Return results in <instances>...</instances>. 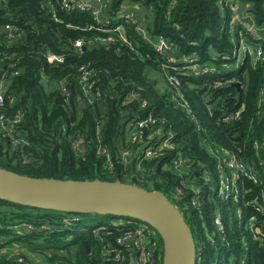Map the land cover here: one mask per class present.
<instances>
[{
  "label": "trees",
  "instance_id": "16d2710c",
  "mask_svg": "<svg viewBox=\"0 0 264 264\" xmlns=\"http://www.w3.org/2000/svg\"><path fill=\"white\" fill-rule=\"evenodd\" d=\"M248 1L252 2L248 19L264 33L260 21L264 0ZM128 2H140L151 12L144 25L118 18ZM107 18L109 26L125 25L122 34L103 30ZM140 24L148 38L139 32ZM228 25L229 11L221 7L220 0H106L101 18L92 10H68L61 0H0V76L10 75L3 110L10 115L23 113L19 127L26 139L13 149L0 129V167L35 177L121 182L128 178V183L161 190L172 196L190 224L201 264H210L212 258L218 264H264V62L249 53L241 58L234 53ZM10 31L13 37H9ZM110 36L117 38L95 40ZM159 37L172 43L176 58L195 55L200 65L212 70L203 74L184 70L179 75L182 94H178L168 79L175 72L169 66L168 53L153 45ZM245 37L254 46L260 43L249 34ZM78 39L85 42L81 50L75 46ZM48 52L63 55L64 61H48ZM86 67L97 89L90 93V100L81 91ZM153 70L163 80L151 77ZM63 87L69 92L67 97ZM133 93L135 98H131ZM149 114L157 118L153 128H162L169 138L163 153L153 158L142 152L150 129L140 144L126 138L131 122ZM229 114L235 117L226 120ZM76 139L84 150L74 146ZM164 140L151 139L150 143L163 145ZM126 147L132 151L129 156L123 152ZM228 153L237 154L251 175L238 180L235 190L245 195L240 201H233V195L223 199L212 189ZM180 154L185 158L180 164L185 175L175 169ZM186 172L197 179L186 178L185 183L195 187L189 186L184 194L179 187H183ZM73 214L81 213L0 198L3 225L26 220L65 226L60 216ZM217 215L223 220V231L215 222ZM110 217L105 219L108 227L95 233L94 229H79L80 220L59 233L19 235L0 230V237L32 251L39 238L54 243L55 250H66L65 254L44 255L49 264H129L128 260L113 262L103 252V243L109 238L113 245L123 247L117 238L128 228L112 225ZM250 221L259 225L258 236L249 228ZM206 227L216 230V236L207 237ZM156 237L162 246L161 235ZM221 253L225 257L217 258ZM0 264L20 263L0 254ZM134 264H162V250L156 262Z\"/></svg>",
  "mask_w": 264,
  "mask_h": 264
},
{
  "label": "built area",
  "instance_id": "2783aa9c",
  "mask_svg": "<svg viewBox=\"0 0 264 264\" xmlns=\"http://www.w3.org/2000/svg\"><path fill=\"white\" fill-rule=\"evenodd\" d=\"M91 0H61L63 7L68 10L74 9H81V10H92L95 14L96 18H101L102 8L97 7L90 3ZM104 3V2H103ZM251 1L248 0H220V5L224 9H228L229 11V25L228 29L231 33V38L234 43L238 42V38H240L239 45L236 46L234 52L235 54H239L240 50L244 52L250 53L251 55L256 58V60H261L264 62V33L261 32V29L256 27L250 19H248L249 13L248 11L249 6L251 5ZM243 9L244 11H241ZM128 11H122L120 13V17L127 22H134L136 23L138 18L135 15L133 9H126ZM240 15L243 17L241 18ZM260 21L264 24V15H261ZM102 20V19H101ZM103 22V21H102ZM109 19L107 18L104 20L105 28L103 29L106 32H113V33H121L124 30L125 25L123 23L116 24L114 26H109ZM107 24V25H106ZM144 25V23H142ZM139 25V32L145 35L146 38L149 37L147 30H145L144 26ZM8 28L12 29V26ZM7 29V28H6ZM245 34H249L250 37L254 40L260 41V43L256 46L251 44L248 39L245 37ZM14 33L12 31L9 32V37H13ZM117 37H108L103 39H95L100 42H107V41H114ZM16 39V38H15ZM13 39L12 41H14ZM84 40L78 39L75 41V46L79 50H81L84 46ZM153 43V41L151 42ZM157 50L163 52L164 54L168 53V61L170 62V67L175 70L172 72L168 79L169 82L176 86L178 94H182L180 84L179 75L184 74V70H194L197 74L208 73L211 71V68H208L206 64L200 65L199 59L197 56H180L176 58L173 54L172 43L166 39L165 37H159L153 44ZM173 54V55H170ZM47 60L48 61H64L63 55L53 54L52 52L47 53ZM85 75L81 79V91L84 97L87 100H90V93L96 92V85L94 80L88 77V67L85 68L84 71ZM10 83V75L9 74H2L0 76V129L4 133V136L9 138L11 147L14 149L20 144H24L26 142L25 136L22 130L19 127V124L22 121L23 113L18 111L14 114L10 115L7 114L3 107L5 106L6 101V89ZM63 86V85H61ZM69 92L66 87H63V96L67 97ZM137 94L133 93L131 98H135ZM146 105V101L143 102V106ZM234 114H229L225 116L226 120H230L234 118ZM157 118L154 114H149L147 117H142L141 119L131 122L129 125L130 130H128L129 140L132 142H137L140 144L145 139V134L147 130H151L149 134V139L144 141L143 151H145V155L148 158H153L156 156H160L163 153V147L165 146L166 142H168L169 138H167V132H165L162 128L154 129L153 125L156 123ZM171 133V132H169ZM160 138H165L164 144L159 143H150L151 139H155L156 141H160ZM74 146L78 150H84L83 144H81L80 140L76 139L74 141ZM134 151V150H133ZM125 156H129L132 152L129 147H126L123 151ZM237 154L228 153V156L225 159V164L223 166V171L221 170V175L217 179V187L212 189L219 193L223 199H229L233 195V201H240L241 197H244V194L236 191L238 189L236 187L238 185V180L240 177L248 176L251 178L250 172L247 170L244 163L238 158ZM141 162V159L138 160L137 163ZM185 162V158L182 154L177 157L175 160V169H177L178 173H183L182 167L180 164ZM205 168V164H201ZM187 176L182 179L181 183L183 187H179L182 193L186 194L189 186L195 187L194 183L186 184L187 179H197L194 177L192 173L186 172ZM205 179L210 181L209 175H206ZM185 184V187H184ZM199 191V188H196ZM176 205V204H175ZM177 206V205H176ZM178 207V206H177ZM179 208V207H178ZM180 210V209H179ZM181 211V210H180ZM182 213V211H181ZM183 214V213H182ZM70 218H66L69 217ZM62 223L65 226L61 225L58 226L55 223H51L50 221H22L18 220L11 225H3L0 223V230L3 231H11L15 234L24 235L32 232H36L40 234H52L55 232L64 231L66 229L71 228V224L74 222H78L81 220L80 216L74 215H63L61 218ZM114 226L124 227L127 226L128 228L124 230V233L121 237L117 238V242L122 245L123 247H118L113 245L110 241L111 238L107 239L103 243V252L105 255L111 256L110 259L113 262L124 263L127 260L129 264L146 262L149 261L151 263L156 262V255L159 250H162V262H163V244L160 245L156 234L158 231L150 226L149 224H142L136 223L134 221H130L126 218H114L112 219ZM215 222L218 225V229L223 231L225 226L223 223L222 218L217 215L215 217ZM108 225H101L97 228L96 232L100 231L102 228H106ZM249 228L254 232L255 236L259 235L261 231L259 225L255 222H249ZM0 254H6L8 258H12L20 264H34L33 256L27 257L24 245L20 242H12L9 243L8 239L4 237H0ZM198 255V253H197ZM30 258V259H29ZM31 260V261H30ZM201 260V259H200ZM198 264H201L197 261ZM42 262L39 261L36 264H41ZM47 264H49L47 262ZM60 264V263H54Z\"/></svg>",
  "mask_w": 264,
  "mask_h": 264
},
{
  "label": "water",
  "instance_id": "95a60500",
  "mask_svg": "<svg viewBox=\"0 0 264 264\" xmlns=\"http://www.w3.org/2000/svg\"><path fill=\"white\" fill-rule=\"evenodd\" d=\"M236 85L240 86L238 82ZM0 198L60 212L136 218L154 227L161 235L162 264L197 263V244L191 226L161 190L102 179L35 177L0 167Z\"/></svg>",
  "mask_w": 264,
  "mask_h": 264
},
{
  "label": "rangeland",
  "instance_id": "374dc122",
  "mask_svg": "<svg viewBox=\"0 0 264 264\" xmlns=\"http://www.w3.org/2000/svg\"><path fill=\"white\" fill-rule=\"evenodd\" d=\"M90 3L93 4V5H97L100 8H102L105 5V1L103 3V0H91ZM131 3L132 2L126 3L125 4V5H127L126 7L127 8H132L134 6H138L139 10H140L139 12L143 13V15L144 14H150L148 8L145 7L143 4H140V3L131 4ZM125 11H128V10H125ZM241 11H244V10L241 9ZM139 12L136 13V15L138 17H139V14H138ZM240 17L243 18L241 15H240ZM144 20H146V19H144ZM244 54L245 53L242 51L240 56H239V58L244 56ZM170 55H173V54H170ZM150 76L151 77H157L159 80H161V79L163 80V76L160 75L158 70L151 71L150 72ZM126 138L127 139L129 138L128 131L126 133ZM136 167H137V169L140 168L138 163L136 164ZM134 174H137V173H134ZM131 177H133L132 174H131ZM125 181L128 183L131 180H129L127 178V179H125ZM212 185H216V183H213ZM216 187L217 186H214V188H216ZM169 196H170L171 199H173L171 195H169ZM79 216H80V218L82 220V223H80V225L81 226L85 225V226L90 227V228H92V227L104 222L106 218L110 217L109 214H98V213H93V212H82ZM70 217L71 216L66 217V218H70ZM205 234H206L207 237L212 238V237L216 236L217 231L213 230L211 232L206 227L205 228ZM54 246H55L54 243L46 242L43 238H39L32 244V248L35 249V251L30 250V248L28 246H24V248H25V251H26L27 255L31 254V256H33V262L32 263L36 264L39 261H41L42 262L41 264H47V257L46 256L48 254H55L56 252L60 253V254H65L66 253V250H64V249L55 250ZM44 255H46V256H44ZM49 256H51V255H49ZM220 256L225 257V254L221 253V255H217L216 257L219 258ZM209 263L210 264H218V261L215 262V260L212 258Z\"/></svg>",
  "mask_w": 264,
  "mask_h": 264
},
{
  "label": "clouds",
  "instance_id": "9594fccd",
  "mask_svg": "<svg viewBox=\"0 0 264 264\" xmlns=\"http://www.w3.org/2000/svg\"><path fill=\"white\" fill-rule=\"evenodd\" d=\"M105 1V4H106V0H104ZM138 3H140V2H136V3H134V4H138ZM131 4H133V2L131 3ZM140 4H142V3H140ZM127 5H124V8L122 9V11H124V10H126V9H133L134 10V12H135V15H136V13L137 12H139V7L138 6H134V7H132V8H127L126 7ZM121 11V12H122ZM120 12V13H121ZM150 12V11H149ZM120 13H119V16H118V18H120V19H122L121 17H120ZM151 13V12H150ZM263 15H264V13H263ZM145 16H146V14H144V18H145ZM136 17L138 18V20L139 21H141L142 23H144L143 21H144V19L143 20H141V18L140 17H138L137 15H136ZM123 20V19H122ZM124 21V20H123ZM124 22H126V21H124ZM234 43V42H233ZM234 45H235V48H236V46L238 45V42L237 43H234ZM235 48H234V50H235ZM243 50H240V52H239V54H236V55H239L240 56V54H241V52H242ZM244 52V51H243ZM235 53V52H234ZM245 54L247 53V52H244ZM244 54V55H245ZM250 54V53H249ZM238 56V57H239ZM74 215V214H73ZM61 218L63 217V215H61L60 216ZM117 218H119V217H117ZM112 219H114V217H111V220ZM107 223L104 221V222H102V223H100V224H98V225H96V226H94V227H92V228H90V227H84L85 225H83V226H81L79 229H94V233L96 232V230H97V228L99 227V226H101V225H106ZM55 233H59V232H55Z\"/></svg>",
  "mask_w": 264,
  "mask_h": 264
},
{
  "label": "crops",
  "instance_id": "0c3cea01",
  "mask_svg": "<svg viewBox=\"0 0 264 264\" xmlns=\"http://www.w3.org/2000/svg\"><path fill=\"white\" fill-rule=\"evenodd\" d=\"M103 2H104V0H103ZM103 5V4H102ZM95 6H97V5H95ZM98 7V6H97ZM140 11V10H139ZM139 14V17L141 18V20H143L144 19V15H143V13H141V12H139L138 13Z\"/></svg>",
  "mask_w": 264,
  "mask_h": 264
}]
</instances>
